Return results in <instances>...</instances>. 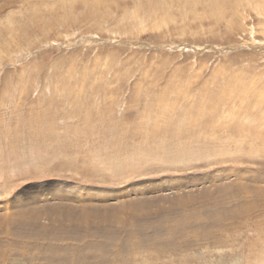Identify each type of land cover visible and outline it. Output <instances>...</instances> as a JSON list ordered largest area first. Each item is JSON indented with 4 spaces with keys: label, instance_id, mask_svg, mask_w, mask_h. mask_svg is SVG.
Returning <instances> with one entry per match:
<instances>
[{
    "label": "rangeland",
    "instance_id": "rangeland-1",
    "mask_svg": "<svg viewBox=\"0 0 264 264\" xmlns=\"http://www.w3.org/2000/svg\"><path fill=\"white\" fill-rule=\"evenodd\" d=\"M0 264H264V0H0Z\"/></svg>",
    "mask_w": 264,
    "mask_h": 264
}]
</instances>
